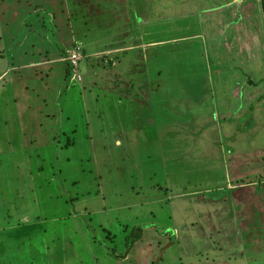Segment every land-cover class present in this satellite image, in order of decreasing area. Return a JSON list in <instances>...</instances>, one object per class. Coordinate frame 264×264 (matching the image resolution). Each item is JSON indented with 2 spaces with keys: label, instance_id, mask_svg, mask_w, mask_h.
I'll list each match as a JSON object with an SVG mask.
<instances>
[{
  "label": "rangeland",
  "instance_id": "374dc122",
  "mask_svg": "<svg viewBox=\"0 0 264 264\" xmlns=\"http://www.w3.org/2000/svg\"><path fill=\"white\" fill-rule=\"evenodd\" d=\"M222 2L0 0V264H264V33L221 47Z\"/></svg>",
  "mask_w": 264,
  "mask_h": 264
},
{
  "label": "crops",
  "instance_id": "0c3cea01",
  "mask_svg": "<svg viewBox=\"0 0 264 264\" xmlns=\"http://www.w3.org/2000/svg\"><path fill=\"white\" fill-rule=\"evenodd\" d=\"M216 10V11H215ZM209 11V25L215 24L213 17L211 15V11L216 12V16L219 19L218 24H220V40L221 47L231 49V48H239L242 49L243 44H247L248 41L256 35L258 31L261 30V33H264V10L262 6V0H223L222 4L218 8H212ZM243 25V26H242ZM211 32V28L209 30ZM218 34V35H219ZM216 36V35H213ZM245 38V42H241L240 38ZM172 39V40H176ZM248 39V40H247ZM210 40H213L210 39ZM72 41V40H71ZM68 44H70V42ZM156 43V41H155ZM146 44L145 40H141L138 45L130 47H121L115 49L107 50L111 55L115 54L116 51H133L135 48H138L139 45ZM71 45V44H70ZM67 44H64V50L67 51ZM133 48V49H132ZM131 49V50H130ZM234 50V49H232ZM62 59V57H61ZM60 59V60H61ZM114 62V61H113ZM233 62H231L232 64ZM115 65H112V67ZM246 71V70H244ZM81 73L78 72L76 76H74L69 84V87H72L80 82L77 81L76 77L80 76ZM82 76V75H81ZM114 74L112 75V79H114ZM257 82V79H256ZM264 82V77L258 83ZM242 83V82H241ZM242 87L256 85L255 81L250 77L244 78ZM262 91L257 93L258 96L261 94L264 95V85L262 84Z\"/></svg>",
  "mask_w": 264,
  "mask_h": 264
},
{
  "label": "built area",
  "instance_id": "2783aa9c",
  "mask_svg": "<svg viewBox=\"0 0 264 264\" xmlns=\"http://www.w3.org/2000/svg\"><path fill=\"white\" fill-rule=\"evenodd\" d=\"M82 58V46L76 43L73 50L69 53L67 61L71 69L74 70V75L76 74L75 69L78 67V63Z\"/></svg>",
  "mask_w": 264,
  "mask_h": 264
},
{
  "label": "trees",
  "instance_id": "16d2710c",
  "mask_svg": "<svg viewBox=\"0 0 264 264\" xmlns=\"http://www.w3.org/2000/svg\"><path fill=\"white\" fill-rule=\"evenodd\" d=\"M262 6L264 10V0H262ZM142 237V228L141 226H133L126 238L125 244L126 248L129 250L133 244Z\"/></svg>",
  "mask_w": 264,
  "mask_h": 264
}]
</instances>
